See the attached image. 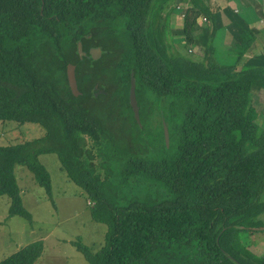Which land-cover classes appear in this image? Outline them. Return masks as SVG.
<instances>
[{"label":"trees","instance_id":"obj_1","mask_svg":"<svg viewBox=\"0 0 264 264\" xmlns=\"http://www.w3.org/2000/svg\"><path fill=\"white\" fill-rule=\"evenodd\" d=\"M173 1L0 0V122L44 128L38 139L0 144V194L11 198L10 216L32 222L15 167L26 166L51 197L38 156L56 153L87 194L92 218L108 227L97 251L71 241L90 264H264L242 240L264 232V117L253 100L264 90V61L244 62L256 35L240 31L236 60L225 64L209 34L195 62L175 43L197 45L196 29L202 22L204 33L213 30L215 12L204 0H186L185 9ZM79 40L85 52L102 46L101 59L80 58ZM68 64L76 66L78 96ZM132 72L140 123L130 105ZM159 107L169 147L163 127L150 126ZM43 250L35 241L0 264H35Z\"/></svg>","mask_w":264,"mask_h":264},{"label":"rangeland","instance_id":"obj_2","mask_svg":"<svg viewBox=\"0 0 264 264\" xmlns=\"http://www.w3.org/2000/svg\"><path fill=\"white\" fill-rule=\"evenodd\" d=\"M185 1L174 0L172 5L176 7L181 3L184 6ZM231 1L229 6H237L242 15L244 14L242 13L244 9H242L240 2L242 1L246 5H253L254 2V0ZM262 3L264 5V1ZM260 8L259 6L258 9L260 10ZM173 17L174 20L171 19L172 35H174L177 42L180 39L183 41L182 12L180 15L174 12ZM258 24L255 23L252 26H258ZM252 28L254 29V27ZM202 29H204V24L201 22L195 33L202 34ZM221 31L224 32L225 28L222 27ZM221 31L217 28L216 33L211 36L212 40H216V36ZM203 42L205 43L206 39ZM175 45L185 57L195 62L201 61V58L198 57L200 54L196 50L201 49L199 44L175 43ZM219 56L222 58L220 62L225 64L234 63L236 60V55H231L224 51H221ZM253 97L254 104L258 107L260 104L257 96L253 95ZM154 111L157 115L152 118L150 126L154 128L156 126L157 130L161 127L164 129V121L162 119L160 121L162 113L158 109ZM261 123L264 126V119ZM43 135L44 128L39 124H18L10 120L0 122V144L2 145L21 144L38 139ZM145 146L149 147L150 155H155L154 150L153 152L151 151L153 146L150 143H146ZM38 159L50 173L51 197L47 190L37 183L33 173L26 166L16 165L15 175L20 188L22 203L24 208L31 213L33 221L30 222L20 215L10 216L11 198L7 194H0V261L22 247L42 240L44 250L35 264H90L83 253L71 241H81L94 251H97L104 245L108 227L106 224L97 222L92 218L91 205L87 194L69 179L66 171L62 168L58 154L44 153L40 154ZM242 234V240L245 244L250 245V248L256 253L264 254V232L258 231L252 235L248 232Z\"/></svg>","mask_w":264,"mask_h":264},{"label":"crops","instance_id":"obj_3","mask_svg":"<svg viewBox=\"0 0 264 264\" xmlns=\"http://www.w3.org/2000/svg\"><path fill=\"white\" fill-rule=\"evenodd\" d=\"M206 4L210 7L211 10L215 12V27L213 30L208 29L209 31L202 34H198L199 39V46H201V49H196L198 51V54H200L198 57L202 59V55L204 52V40L206 39V36L211 34L213 36L216 33V29L219 28V31H221L222 27L225 28V31H221L217 36L216 40H213V43L215 41V49L218 53L221 51L237 56V48H236V41L239 37L240 31L243 29H253V32L256 35L257 41H255L250 50L247 52L246 57L244 58V62L247 64H261V60L264 61V0H254L253 5L249 4L246 5L244 2H240L242 4V13L240 9H237L238 7H230L229 3H231V0H204ZM180 3V2H179ZM179 9H185L179 4ZM259 6L261 7L260 10L258 9ZM213 8V9H212ZM176 8L172 12L174 15V12H177L178 15H180L181 11ZM237 11V12H236ZM256 17H255V15ZM173 15L171 16V19L174 20ZM255 23H259L258 26H252L255 25ZM173 26V25H172ZM218 39V40H217ZM217 42V44H216ZM218 47V48H217ZM221 50V51H220ZM182 52V51H181ZM244 63V64H245ZM258 91L254 90V96H257L258 102H259V109L260 112H262V116L264 117V90H261L260 88L257 89ZM264 119V118H263Z\"/></svg>","mask_w":264,"mask_h":264},{"label":"water","instance_id":"obj_4","mask_svg":"<svg viewBox=\"0 0 264 264\" xmlns=\"http://www.w3.org/2000/svg\"><path fill=\"white\" fill-rule=\"evenodd\" d=\"M77 51L80 55V58H83L84 56L87 55V53L85 51H83V44L82 41L79 40L77 43ZM100 51L101 52V48L99 49H95L93 51V55H91V58L93 60H97L99 58V55H95V52ZM67 78H68V83L69 86L71 88L72 93L75 96L80 95V91L78 88V84H77V78H76V66L74 64H68L67 67ZM104 92V91H102ZM130 105L132 106V109L134 111V116L137 120L138 123H140V107L138 104V100H137V96H136V79L134 77V74L132 72V76H131V85H130ZM163 126H164V139H165V143L167 145V147H169L170 144V131H169V125L168 122L166 120V118L163 117Z\"/></svg>","mask_w":264,"mask_h":264},{"label":"flooded vegetation","instance_id":"obj_5","mask_svg":"<svg viewBox=\"0 0 264 264\" xmlns=\"http://www.w3.org/2000/svg\"><path fill=\"white\" fill-rule=\"evenodd\" d=\"M99 48H101V52L100 51H97V52H95V55H99V58L97 59V60H94V61H98V60H100L101 59V57H102V55L104 54V50L105 49H103L102 48V46H99V45H94V46H89L88 47V49L86 50V53H87V55L85 56L86 58L87 57H89V65H90V62H91V55H93V51L95 50V49H99ZM91 58V59H90ZM98 83H96L94 86H93V88H92V92H93V94H94V96H95V94L97 95L95 98H97L99 95H102L103 93H100L101 92V87H100V85L98 84ZM96 85H97V88H96ZM158 110H159V112H161L162 113V115H161V117H160V121H161V119L163 120V117L165 116V112H164V109L163 108H161V107H159L158 108ZM147 123H148V121H146ZM155 130H157L156 129V126H155ZM164 130V129H163Z\"/></svg>","mask_w":264,"mask_h":264}]
</instances>
